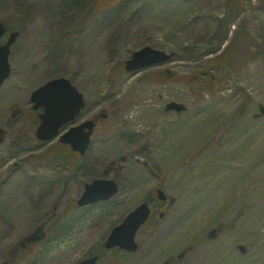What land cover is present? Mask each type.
Segmentation results:
<instances>
[{"label":"rangeland","instance_id":"1","mask_svg":"<svg viewBox=\"0 0 264 264\" xmlns=\"http://www.w3.org/2000/svg\"><path fill=\"white\" fill-rule=\"evenodd\" d=\"M0 20L20 30L0 89V127L6 103L25 102L55 76L87 99L78 121L107 114L68 168L45 148L38 164L22 158L6 172L0 204L17 216L6 244L70 208L52 231L51 264L92 253L98 264H264V0H0ZM143 46L173 56L125 70ZM225 52L229 70L216 58L204 67ZM104 177L116 179L117 193L78 208L84 183ZM155 187L171 202L137 233L138 250L104 249L127 212L154 201ZM211 228L214 238L206 236Z\"/></svg>","mask_w":264,"mask_h":264},{"label":"water","instance_id":"2","mask_svg":"<svg viewBox=\"0 0 264 264\" xmlns=\"http://www.w3.org/2000/svg\"><path fill=\"white\" fill-rule=\"evenodd\" d=\"M5 27L0 21V36L4 33ZM18 31L9 33L7 41L0 45V84L8 77L10 65L8 62V54L10 45L15 41ZM172 53L164 50L144 46L134 51L130 58L125 60V69L128 71L137 70L153 64L167 61ZM31 100L35 105L42 106L43 112L40 114L41 123L36 129V134L40 139H50L54 137L61 127L67 121L73 119L79 113L81 107L84 106V99L77 88L65 77H55L38 88L31 94ZM168 108L176 110L181 106L175 102H169ZM93 122L85 121L80 125L71 127L68 131L61 134L59 140L69 143L74 150L83 153L90 143V134ZM87 128V130H84ZM117 190V184L113 179L99 178L91 183L85 184V189L77 203L79 205L88 202H94L101 199L109 198ZM159 199H165L166 195L161 189L156 190ZM150 213V207L147 202H142L130 211L123 221L115 226L106 242V247L120 246L127 250H135L137 242L135 234L139 226L146 221ZM214 230H211L210 236H214ZM242 251L245 248L240 245ZM95 257L84 260L78 264H93ZM161 264H169L167 261Z\"/></svg>","mask_w":264,"mask_h":264},{"label":"flooded vegetation","instance_id":"3","mask_svg":"<svg viewBox=\"0 0 264 264\" xmlns=\"http://www.w3.org/2000/svg\"><path fill=\"white\" fill-rule=\"evenodd\" d=\"M1 87L2 85L0 89ZM3 99L0 98V108L3 107ZM5 107H7V112L0 127V187L5 183L6 172L19 168L22 158L33 161V164H38L37 152L39 149L46 148L45 154L52 155L51 160L59 161L60 159L58 164L62 162L61 164L66 166L65 168L72 165L70 164L71 158L80 160L82 155L72 150L69 144L61 143L57 138L42 141L36 137L35 128L39 123V113L42 109L34 105L30 100V95L23 103L12 101L6 103ZM82 114L81 112L77 118L79 119ZM101 117L102 114L96 111L89 117L68 123L65 128L92 118L95 120L92 133L94 136L97 132V123ZM77 170L80 172L81 167L78 166ZM64 176L63 173H60L58 179L62 180ZM2 197L3 195L0 193V201L3 199ZM168 201V198L165 201H159L156 198L151 201L150 217H154L157 210L161 213L160 210L166 208ZM6 205L0 204V264H51L52 231L55 224H59L65 219L70 208L58 214L55 219L53 217L49 223L36 224L30 231L6 244V238L10 235L9 233L16 231L17 225L16 214L9 212L11 208L7 212L3 210ZM92 205H87V207L90 208Z\"/></svg>","mask_w":264,"mask_h":264},{"label":"trees","instance_id":"4","mask_svg":"<svg viewBox=\"0 0 264 264\" xmlns=\"http://www.w3.org/2000/svg\"><path fill=\"white\" fill-rule=\"evenodd\" d=\"M216 59H220V62L222 63V67L223 69L226 68L227 70H229V64L226 62V52L223 53V54H219V57H213V58H210L206 64V67H210L212 66V64H215L213 63V61ZM216 65V64H215ZM202 81H203V84L204 85H210V81H211V78H209L208 75L206 76H203L202 78Z\"/></svg>","mask_w":264,"mask_h":264},{"label":"bare ground","instance_id":"5","mask_svg":"<svg viewBox=\"0 0 264 264\" xmlns=\"http://www.w3.org/2000/svg\"><path fill=\"white\" fill-rule=\"evenodd\" d=\"M139 137V135H137L135 138Z\"/></svg>","mask_w":264,"mask_h":264}]
</instances>
